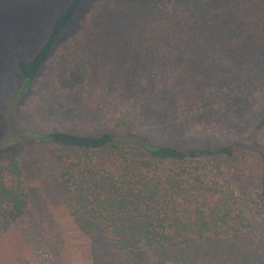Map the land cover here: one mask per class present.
I'll list each match as a JSON object with an SVG mask.
<instances>
[{
	"label": "trees",
	"instance_id": "16d2710c",
	"mask_svg": "<svg viewBox=\"0 0 264 264\" xmlns=\"http://www.w3.org/2000/svg\"><path fill=\"white\" fill-rule=\"evenodd\" d=\"M164 1L173 4L171 12L159 11ZM85 2L72 0L55 18L36 55L19 60V87L3 118L0 155L29 141L67 150L58 156L63 164L60 187L75 221L87 234L100 235L123 251L164 250L251 227L240 205L236 209L222 196L210 201L202 181L176 176L164 181L159 168L203 161L218 169L229 167L238 160L237 142L184 148L157 141L148 130H176L178 124L169 125V112L189 90L191 98L202 102L200 121L213 115L216 104L226 105V124L249 130L254 119L251 95L264 88V28L258 29L254 20L259 17L264 23V0H103L104 16L111 22L108 33L122 64L117 73L120 92L139 109L113 133L18 129L15 117L21 100L34 89L35 79ZM72 56L63 57L60 81L70 89L81 86L90 74L83 54L75 51ZM163 67L174 69V84L158 94L154 81ZM256 122V131L264 128V113ZM257 198L264 207V177ZM26 202L19 161L0 163V236L23 214Z\"/></svg>",
	"mask_w": 264,
	"mask_h": 264
},
{
	"label": "rangeland",
	"instance_id": "374dc122",
	"mask_svg": "<svg viewBox=\"0 0 264 264\" xmlns=\"http://www.w3.org/2000/svg\"><path fill=\"white\" fill-rule=\"evenodd\" d=\"M71 1L0 0V132L19 87L15 74L19 60L36 55L55 18ZM103 5V0H86L35 79L34 89L21 100L15 117L18 129L41 134L54 129L113 133L139 109L133 101H124L120 92L117 73L122 64L115 56L118 51L108 33L111 22L104 16ZM158 9L169 13L173 4L164 1ZM254 20L258 29L264 28L259 17ZM75 51L87 59L90 74L81 86L70 89L60 82L65 72L63 57L73 58ZM174 75L172 67L158 70L154 81L158 94L165 85L173 86ZM251 96L254 119L246 132L226 124V105L216 104L213 115L200 121L197 114L203 110L202 102L191 98L190 90L178 98L174 112H169V125L178 124L176 130L170 134L162 129L148 130L157 141H172L184 148L237 142L238 160L232 166L218 169L203 161L161 164L159 168L164 181L168 176L202 181L210 201L222 196L236 209L240 205L251 227L164 250H120L100 235L87 234L75 221L60 187L63 164L58 156L68 151L29 141L0 155V163L13 158L19 161L27 201L23 214L0 236V264H264V207L257 198L264 177V128L255 130L257 117L264 113V88ZM163 101V108L167 107ZM8 177L9 183H14L13 176Z\"/></svg>",
	"mask_w": 264,
	"mask_h": 264
}]
</instances>
